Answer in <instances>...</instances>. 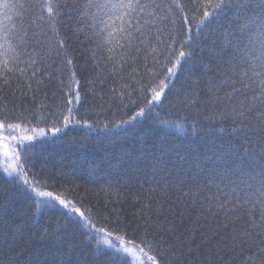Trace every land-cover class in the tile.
I'll return each instance as SVG.
<instances>
[{
    "label": "snow or ice",
    "instance_id": "snow-or-ice-1",
    "mask_svg": "<svg viewBox=\"0 0 264 264\" xmlns=\"http://www.w3.org/2000/svg\"><path fill=\"white\" fill-rule=\"evenodd\" d=\"M192 2L195 7L190 17L182 0H0V90L10 87L17 71L24 75L32 69V77H36L40 61L30 49L42 42H47L54 55L61 58L63 68L44 73L33 89L39 91L44 78L60 79L66 89L56 111L45 113L47 104L38 109L43 117L38 122L47 123L52 118V134L70 125L99 127L95 121L78 118L76 106L82 103V96L71 87L73 82L79 84L76 72L71 71L67 84L61 79L64 69L74 64L67 52V38L61 36L64 18L73 15L76 31L93 45V65L109 75L123 79L120 73L124 67L135 63L142 54L145 61L147 54L156 63L157 57L167 61L161 65L164 79L145 85L142 98L131 100L128 85H122L120 99L128 97L136 110L125 114L126 119L106 121V134H112L113 128L143 123L140 118L163 103L168 81L185 67L194 77V84L200 83L197 69L207 76V99L202 103L206 108L219 109L214 117L221 122L233 124L231 132L236 144L217 157L225 168L217 174L216 182L204 183L199 173L194 174L188 178L191 187L187 192L183 190L185 180L162 183V198L155 202V222L152 216L141 213L144 225L132 231L118 215L113 222L110 215L85 205L83 198H69L72 189L58 185L54 177L37 178L33 154L28 150L31 145L25 147L24 142L45 135L44 128L31 129L34 135L0 137L5 157L3 171L13 184L9 200L30 202L36 212L58 213L56 225L40 234L41 241H51L57 248L54 255L59 258L50 264H232L235 254L245 251L251 254L244 257L242 264H264V0ZM37 21L48 31H32ZM192 21L197 34L216 24L210 56L219 61L216 76L210 75V66L194 54ZM145 68L152 73L147 63ZM28 87L32 89L31 82ZM193 97H197V91L190 88L187 105L201 103ZM14 120L30 122L22 111L14 113L5 106L0 110V131L21 129V123L11 122ZM5 141H19L20 150L10 149ZM173 188L184 197L183 205L169 195ZM147 210L151 213L153 204ZM185 215L194 224L203 222L196 228L180 230ZM22 230L23 225L16 229ZM21 254L0 246V264H21Z\"/></svg>",
    "mask_w": 264,
    "mask_h": 264
},
{
    "label": "trees",
    "instance_id": "trees-1",
    "mask_svg": "<svg viewBox=\"0 0 264 264\" xmlns=\"http://www.w3.org/2000/svg\"><path fill=\"white\" fill-rule=\"evenodd\" d=\"M182 2L188 6L191 17L195 5L192 0ZM13 19L18 21L19 18L14 16ZM176 23L179 24L180 20L176 19ZM192 23L194 54L210 66L209 74L216 76L219 61L210 58L215 38L212 33L217 31L216 24L203 28L197 34L195 21ZM37 25L32 29L37 34L40 33V28L48 31L39 21ZM77 27L75 15L64 18L61 36L67 38V52L74 64L64 69L61 79L67 84L71 71L76 72L79 84L73 82L71 87L82 96V103L76 106L78 118L95 121L99 127L88 129L81 125H70L54 135L49 131L52 127L51 117L47 123L38 122L43 119L38 110L40 105L49 106L43 109L45 113L56 111L66 93L60 79L48 78H44V85L39 91H33L36 88L35 81L41 79L44 73H51L58 67L63 68L61 58L54 55L47 42L30 49L40 61L36 65L39 69L36 77H32V69L24 75L17 71L11 77L10 87H2L0 110L6 106L14 113L22 111L30 122H11L21 123L26 128L47 130V134L24 142L25 147L31 145L28 150L33 154L34 171L39 174L38 179L54 177L58 185L72 189L68 193L69 198H83L85 205L97 209L101 214L110 215L113 222L118 215L119 220L127 223L129 231H132L137 225H144L141 213L152 216V222H155V202L162 198V183L177 184L179 180H185L183 190L187 192L191 187L188 178L194 174L199 173L204 183L209 180L216 182L217 174L225 168L223 161L217 157L236 144L231 132L233 124L231 121L221 122L214 117L219 109L206 108L202 103L207 99V76L197 69L196 75L200 76V83L194 84V77L185 67L168 81L169 87L165 90L163 103L146 117L140 118L143 123L113 128L112 134H106L103 128L106 121L126 119L127 115L136 110L128 97L120 99L119 93L124 90L122 85H128L126 91L131 100L142 98L145 85L151 86L150 82L153 81L158 84L164 79L165 72L161 65L167 61L163 57H157L159 62L156 63L151 54H147L145 61V54H142L135 63L124 67L120 73L123 79L109 75L108 71L93 65L90 57L93 45L88 43L84 34L76 31ZM63 55L61 53V57ZM145 63L153 70L152 73L145 68ZM29 82L32 89L28 87ZM190 88L197 91V97L193 99L201 101L197 106L187 105ZM0 137L16 135L7 133ZM5 142L10 149L20 150L19 141ZM12 189L11 178L0 169V246L21 252V264H50L59 258L54 255L57 248L51 241H41L40 234L43 229L56 225L58 213L46 210L36 212L30 207V202L9 200ZM169 195L178 199L181 205L184 204V197L178 189L173 188ZM150 203L153 204L151 213L147 210ZM196 215L193 210L192 216ZM202 222L194 224L185 215V222L180 230L196 228ZM19 225H23V230L17 232ZM142 231L143 229L139 234ZM196 236L199 240V232ZM76 239L79 241L80 237L77 236ZM169 242H173L171 238ZM250 254L247 251L243 254L237 252L232 264H242L244 257Z\"/></svg>",
    "mask_w": 264,
    "mask_h": 264
},
{
    "label": "rangeland",
    "instance_id": "rangeland-1",
    "mask_svg": "<svg viewBox=\"0 0 264 264\" xmlns=\"http://www.w3.org/2000/svg\"><path fill=\"white\" fill-rule=\"evenodd\" d=\"M34 128L35 129H39V128H36V127H34ZM34 128H26L24 126L23 127L21 126V129H18V130L14 131V132L13 131H7V130L0 131V135L1 136L2 135H7V133L15 134L16 136L34 135V133L31 131V129H34ZM45 132H46V134L48 133L46 129H45ZM4 143H6V142H4ZM8 147H9V145H8ZM3 152H4V147L0 146V169L2 171H3V165L5 164V157L3 155ZM9 155H11V151L9 152Z\"/></svg>",
    "mask_w": 264,
    "mask_h": 264
}]
</instances>
